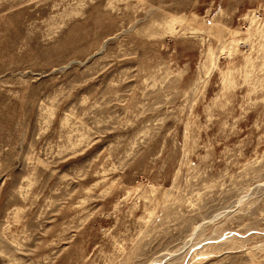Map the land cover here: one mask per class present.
Segmentation results:
<instances>
[{
	"label": "rangeland",
	"instance_id": "rangeland-1",
	"mask_svg": "<svg viewBox=\"0 0 264 264\" xmlns=\"http://www.w3.org/2000/svg\"><path fill=\"white\" fill-rule=\"evenodd\" d=\"M0 264H264V0H0Z\"/></svg>",
	"mask_w": 264,
	"mask_h": 264
}]
</instances>
